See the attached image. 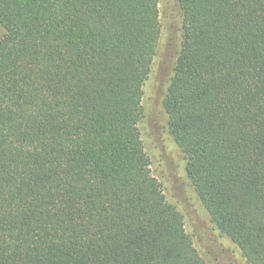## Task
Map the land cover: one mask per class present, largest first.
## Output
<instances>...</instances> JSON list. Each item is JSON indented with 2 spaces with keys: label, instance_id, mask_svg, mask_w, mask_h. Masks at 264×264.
Wrapping results in <instances>:
<instances>
[{
  "label": "trees",
  "instance_id": "16d2710c",
  "mask_svg": "<svg viewBox=\"0 0 264 264\" xmlns=\"http://www.w3.org/2000/svg\"><path fill=\"white\" fill-rule=\"evenodd\" d=\"M163 99L216 229L264 264V0H176ZM158 0H0V264H208L139 130Z\"/></svg>",
  "mask_w": 264,
  "mask_h": 264
},
{
  "label": "rangeland",
  "instance_id": "374dc122",
  "mask_svg": "<svg viewBox=\"0 0 264 264\" xmlns=\"http://www.w3.org/2000/svg\"><path fill=\"white\" fill-rule=\"evenodd\" d=\"M157 6L160 37L138 125L150 172L166 200L182 214L186 233L208 264H247L237 247L211 222L186 175L185 155L169 134L163 99L181 48L182 15L176 0H158ZM2 34L0 27V38Z\"/></svg>",
  "mask_w": 264,
  "mask_h": 264
}]
</instances>
